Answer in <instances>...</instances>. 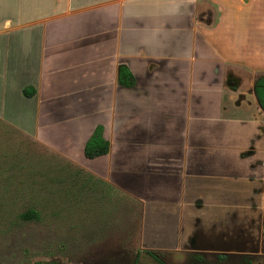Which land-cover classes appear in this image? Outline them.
<instances>
[{"label":"crops","instance_id":"obj_1","mask_svg":"<svg viewBox=\"0 0 264 264\" xmlns=\"http://www.w3.org/2000/svg\"><path fill=\"white\" fill-rule=\"evenodd\" d=\"M262 75L264 0H0V121L136 200L144 250L264 255Z\"/></svg>","mask_w":264,"mask_h":264},{"label":"rangeland","instance_id":"obj_2","mask_svg":"<svg viewBox=\"0 0 264 264\" xmlns=\"http://www.w3.org/2000/svg\"><path fill=\"white\" fill-rule=\"evenodd\" d=\"M0 121V264H264V256L147 253L141 208ZM29 210L40 219L24 220Z\"/></svg>","mask_w":264,"mask_h":264},{"label":"trees","instance_id":"obj_3","mask_svg":"<svg viewBox=\"0 0 264 264\" xmlns=\"http://www.w3.org/2000/svg\"><path fill=\"white\" fill-rule=\"evenodd\" d=\"M119 83L122 86L125 87H132L135 85V77L129 70V68L125 65H121L119 68V75H118ZM255 93L257 95L259 104L264 110V75L260 76L256 82H255ZM25 94L29 95L32 94L28 91V89L25 90ZM110 150V144L109 142L105 139L104 134H103V128L98 127L91 138L88 140V142L85 145V155L86 157L93 159L102 155H105L109 152ZM92 177H94L92 174H89ZM99 179V178H98ZM102 183L105 185H108L109 187H112L110 184L107 182L99 179ZM128 196V195H127ZM129 197V196H128ZM131 198V197H129ZM133 199V198H131ZM136 201V200H135ZM137 202V201H136ZM138 203V202H137ZM139 204V203H138ZM140 206V204H139ZM141 210V209H140ZM22 218L24 220L28 219H35L39 220L40 219V214L35 211V210H29L28 212L24 213L22 215ZM46 264H56V263H46Z\"/></svg>","mask_w":264,"mask_h":264},{"label":"flooded vegetation","instance_id":"obj_4","mask_svg":"<svg viewBox=\"0 0 264 264\" xmlns=\"http://www.w3.org/2000/svg\"><path fill=\"white\" fill-rule=\"evenodd\" d=\"M147 253H150L151 255H155L158 253V252H162V251H149V250H145ZM163 253H168V252H163ZM200 254V253H198ZM203 255H212V254H203ZM217 256L219 257H228V256H234V255H225V254H217ZM237 256H252V255H237ZM260 256H264V255H260Z\"/></svg>","mask_w":264,"mask_h":264}]
</instances>
